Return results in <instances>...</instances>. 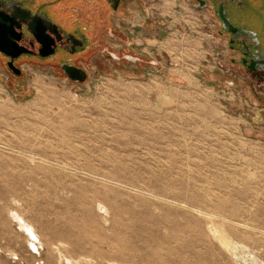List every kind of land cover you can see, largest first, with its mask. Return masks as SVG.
Returning a JSON list of instances; mask_svg holds the SVG:
<instances>
[{
    "label": "rangeland",
    "instance_id": "374dc122",
    "mask_svg": "<svg viewBox=\"0 0 264 264\" xmlns=\"http://www.w3.org/2000/svg\"><path fill=\"white\" fill-rule=\"evenodd\" d=\"M159 1L102 15L84 81L0 54V264H264V89L210 6Z\"/></svg>",
    "mask_w": 264,
    "mask_h": 264
},
{
    "label": "flooded vegetation",
    "instance_id": "af4514ba",
    "mask_svg": "<svg viewBox=\"0 0 264 264\" xmlns=\"http://www.w3.org/2000/svg\"><path fill=\"white\" fill-rule=\"evenodd\" d=\"M128 2L129 0H0V12L8 16L17 15L15 25L20 23V27H15L19 35L16 41L24 51L13 59L14 66L22 73L18 60L27 57L51 59L59 61L64 73V66H72L84 69L88 76L87 66H82L77 60L80 56L93 53V48L99 45L93 42L89 31L102 25V15L108 11H127L125 5ZM201 5L204 6L200 8ZM193 6L197 9L209 6L212 8L218 23V33L225 37L228 50L232 53L231 63L239 65L264 89V0H193ZM221 10L226 24L220 17ZM77 13L83 14L82 19L75 17L74 14ZM34 16H40L56 25L53 31L47 28L46 35H43L46 43L53 41L50 47L54 51L48 55H43L48 48L44 47L37 34L29 30L30 25L33 30L41 31ZM40 35L39 32L38 36ZM0 54L8 66L11 57L2 51Z\"/></svg>",
    "mask_w": 264,
    "mask_h": 264
},
{
    "label": "water",
    "instance_id": "95a60500",
    "mask_svg": "<svg viewBox=\"0 0 264 264\" xmlns=\"http://www.w3.org/2000/svg\"><path fill=\"white\" fill-rule=\"evenodd\" d=\"M203 6L204 5H201L200 8H202ZM34 17L39 22V28L41 31H36L37 29L33 30V28L30 25H29V30L32 31V33L34 32L35 35L37 34L36 36L42 41L44 47L48 48L45 52H43V55H48L54 51L50 47V45L53 44V41L51 40L49 41V43H46L43 35H46L45 33L47 28L53 31L54 30L53 27H55L56 25L43 19L40 16H34ZM220 17L222 18L223 23L226 24V18L224 17L222 10L220 11ZM17 18L18 16L15 14H13L12 16H8L0 12V51L4 52L5 54L11 57L12 60L8 63L9 68L13 70L15 74H20L21 73L20 69L16 68L13 64V59L24 51V49L18 46L16 41L19 38V35L15 31V27H20V23L15 25ZM39 32L41 33L40 36H38ZM64 69L66 75L74 81H84L87 78V74L85 70L82 68L64 66Z\"/></svg>",
    "mask_w": 264,
    "mask_h": 264
},
{
    "label": "crops",
    "instance_id": "0c3cea01",
    "mask_svg": "<svg viewBox=\"0 0 264 264\" xmlns=\"http://www.w3.org/2000/svg\"><path fill=\"white\" fill-rule=\"evenodd\" d=\"M164 1L165 0H160L159 2L161 4H163ZM147 2H149V0H145V3H147ZM159 2H158V4H159ZM125 6H127V8H128L127 11H123V12L118 11L117 13L121 14V15H124V14L130 15V17L133 18V21H134V22H131L134 29H137L138 26L140 27L141 22H144L145 24H152V25L159 23L158 18H157V20H154L150 11H148L146 9V7L144 8L142 6L141 0H129V2ZM146 34H147V32H146ZM148 35H150V34H147L143 38L144 42H146V43L149 42L148 46H150L151 44L157 45V42L159 41V39H157V38L153 39V37H151V39H149V38H147ZM139 38H140L139 36H136L134 39V42L137 45H140V43H141V42H139V41H141ZM150 42H151V44H150Z\"/></svg>",
    "mask_w": 264,
    "mask_h": 264
},
{
    "label": "bare ground",
    "instance_id": "6f19581e",
    "mask_svg": "<svg viewBox=\"0 0 264 264\" xmlns=\"http://www.w3.org/2000/svg\"><path fill=\"white\" fill-rule=\"evenodd\" d=\"M16 213H13V216L15 215ZM15 218H16V216H15ZM16 220V219H15ZM17 220H18V222L20 223V227H22L23 229H24V231L26 232V236H27V238H28V240H29V243L30 244H32V247H34V248H32V249H35V247H36V249L38 248L36 245V242L37 241H39V237H38V234H37V232H36V230H35V228L32 226V225H30L23 217H21V216H18L17 215ZM41 244V243H40ZM39 249V248H38Z\"/></svg>",
    "mask_w": 264,
    "mask_h": 264
}]
</instances>
